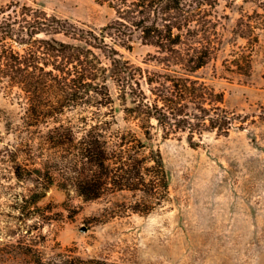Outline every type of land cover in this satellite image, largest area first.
<instances>
[{
  "label": "trees",
  "instance_id": "16d2710c",
  "mask_svg": "<svg viewBox=\"0 0 264 264\" xmlns=\"http://www.w3.org/2000/svg\"><path fill=\"white\" fill-rule=\"evenodd\" d=\"M97 1L114 13L97 30L35 4L9 0L0 8V91L23 104L17 138L25 151H15L14 176L37 183L35 176L45 175L47 183L33 203L53 184L55 172H62L86 201L106 192H138L140 200L130 208L145 214L168 196L163 158L151 145L157 135L163 140L184 136L196 148L207 134L226 137L244 120L225 107L222 91L196 75L221 44L216 8L220 1L235 0ZM257 24L245 18L237 22L248 30ZM136 41L154 49L144 66L119 51ZM230 64L249 74L251 53L234 56ZM76 110L82 113L75 121L62 119ZM40 141L51 145L46 160L61 169L45 168L44 153L36 150ZM28 158L30 165L22 162ZM36 264L120 263L71 255L39 258Z\"/></svg>",
  "mask_w": 264,
  "mask_h": 264
},
{
  "label": "rangeland",
  "instance_id": "374dc122",
  "mask_svg": "<svg viewBox=\"0 0 264 264\" xmlns=\"http://www.w3.org/2000/svg\"><path fill=\"white\" fill-rule=\"evenodd\" d=\"M17 1L96 30L114 17L97 0ZM8 2L0 0V8ZM262 3L220 1L216 12L221 17V44L196 73L224 93L225 107L243 122H237L226 137L207 134L196 148L184 136L163 140L157 135L151 145L161 152L169 189L161 206L149 213L131 211L140 200L138 192H106L86 201L62 172H55L53 184L33 203L47 178L35 176L37 183L15 178V151H25L17 138L23 104L0 91V264H36L39 258L71 255L120 264H264ZM241 18L258 24L253 30L238 28ZM119 51L124 59L144 66L154 49L136 41L130 50ZM244 52L251 53L249 74L230 64ZM110 92L116 96L112 84ZM115 107L118 126L123 128L117 102ZM81 113L72 111L62 119L75 121ZM36 146L44 153L45 168H62L46 160L51 145L40 141ZM22 162L30 165L32 160Z\"/></svg>",
  "mask_w": 264,
  "mask_h": 264
}]
</instances>
